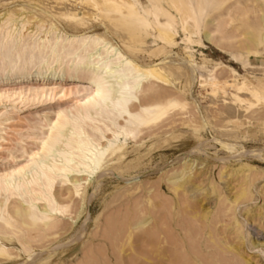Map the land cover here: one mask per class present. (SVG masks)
<instances>
[{
    "label": "rangeland",
    "instance_id": "rangeland-1",
    "mask_svg": "<svg viewBox=\"0 0 264 264\" xmlns=\"http://www.w3.org/2000/svg\"><path fill=\"white\" fill-rule=\"evenodd\" d=\"M105 1L0 0V16L22 9V18L31 16L24 31H34L37 38L53 31L98 36L141 67L161 64L168 83L144 85L141 104L174 102L185 109L171 110L149 134L144 131L128 142L120 158H108V170L104 167L87 180L70 178L82 184L75 204L66 198L73 192L72 182L58 181L53 195L59 205L69 206V215L60 217L64 221L54 231L21 233L28 254L10 229L0 228V264H264V0H155L175 16L172 45L152 31V16L151 30L138 29ZM125 1L135 3L139 12L150 6V0ZM212 31L209 42L206 34ZM212 78L224 86L225 96L223 90L213 92ZM241 80L262 93V99L241 94L244 102L238 103L233 95ZM153 91L162 96L152 97ZM29 96L1 98L0 111L18 116L37 107L34 124L24 122L30 126H38L42 111L50 112L47 119L41 117L47 125L39 131L42 135H47L48 121L59 108L78 101L56 98L55 104L35 101L34 106ZM36 134L34 130L32 138ZM20 142L23 146L28 141ZM29 156L27 152L23 158ZM186 157L194 170L181 176ZM13 166L0 160V176ZM19 201L10 200L20 208ZM138 224L146 227L135 230Z\"/></svg>",
    "mask_w": 264,
    "mask_h": 264
},
{
    "label": "bare ground",
    "instance_id": "bare-ground-1",
    "mask_svg": "<svg viewBox=\"0 0 264 264\" xmlns=\"http://www.w3.org/2000/svg\"><path fill=\"white\" fill-rule=\"evenodd\" d=\"M158 1L150 0V6L142 12L135 9L134 2V4L125 0L105 2L112 10H116L122 19L129 21L138 29L151 30L153 24L148 17L152 16L154 18L152 31L156 30L162 43L172 45L175 42L172 37H174L173 31L177 22H175V16L169 14V11L157 3ZM171 5L177 11L180 9L175 2H171ZM20 12L23 10H18V13L7 12L2 18L0 16V99L10 95L29 94L28 98L31 101L29 99L28 101L34 106L56 98L58 102L64 100L62 98L78 100L72 107L58 109L57 106V113L48 121L47 135H42L39 131L47 126L42 123L41 117L47 119L50 112L42 111L43 114H40L37 121L35 120L38 126H30L24 125V122L25 124L26 121L33 123L34 119L38 118L37 115L33 118L34 114H38L37 107L23 109V112L19 111L21 115L18 116L10 114L11 110L0 111V160L8 161L11 167L14 163L25 162L24 165H14L11 171L0 176V224L2 225L0 228L10 229L12 235L16 236L21 243L18 245L22 246V251L28 254L31 250L21 242V233L23 236L26 231L32 230L34 231L32 233L38 234L41 228L47 233L54 231L59 226L57 223L62 221L60 217L69 215L67 214L69 206L59 205L55 201V194L53 195L58 181L72 182L73 192L66 198L75 204L74 196L79 197L82 184L77 180L71 181L70 178L86 177L87 180L104 167L108 170V158H120L121 151L128 142H135L144 131L149 134L153 126L161 123L171 110L175 108L184 110L185 107L174 102L167 104L159 102L148 106L141 104L140 96L144 85H166L167 80L161 75L162 69L159 68L161 64L141 67L126 56L127 54H123L117 47H113L107 40L98 36L69 35L53 31L37 38L33 35L34 31L29 33H27L28 30L24 31L31 16L26 15L22 18ZM20 17L22 21L26 20V23L20 22L18 27ZM216 23H214L215 29ZM188 28L190 27L186 28V32L191 31ZM214 34L213 31L208 32L206 39L212 42ZM192 35L191 33V37ZM248 41L255 46L256 42L253 39L248 38ZM190 66L193 67L191 64ZM231 71L235 75L236 72ZM209 82L213 92L223 90L225 96V88L217 82V79L212 78ZM157 87L161 88V86ZM152 93V97L153 95L156 98L162 96L158 91ZM164 94L166 95L165 92L163 96ZM241 94H247L258 101L262 99V93L251 87L246 80L240 81L236 88V95H233L238 103L244 102L238 96ZM40 98L47 100L41 101ZM145 98L147 101H153L149 100L151 97ZM35 101L36 104H34ZM56 102L52 101L50 105ZM12 106L6 107L14 110L17 108ZM18 110L21 108H17ZM34 130L37 132L36 135H39L32 138L34 135L31 133ZM19 140L28 142L22 146ZM38 142L39 147L35 145ZM29 148L34 152L28 151ZM195 150L198 148L195 147L193 151ZM27 152L30 156L24 159ZM188 163L187 157L183 159L181 176L188 170H194L192 168L194 166ZM109 169L112 170L113 167ZM188 172L191 173V171ZM171 179L173 182L174 179ZM86 180L85 183H87ZM13 197L20 200L21 204L17 203L20 204V208L17 205H11L10 200ZM142 224H138L135 230L140 229ZM8 234L10 233L7 232ZM31 239L32 242L37 241L33 236ZM39 239L42 238L39 237ZM127 239L130 240V234ZM121 247L123 248L124 245Z\"/></svg>",
    "mask_w": 264,
    "mask_h": 264
}]
</instances>
